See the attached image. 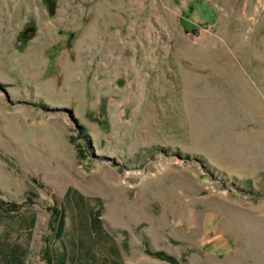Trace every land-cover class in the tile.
Segmentation results:
<instances>
[{
	"label": "rangeland",
	"instance_id": "obj_1",
	"mask_svg": "<svg viewBox=\"0 0 264 264\" xmlns=\"http://www.w3.org/2000/svg\"><path fill=\"white\" fill-rule=\"evenodd\" d=\"M58 207L119 264H264V0H0V264Z\"/></svg>",
	"mask_w": 264,
	"mask_h": 264
},
{
	"label": "trees",
	"instance_id": "obj_2",
	"mask_svg": "<svg viewBox=\"0 0 264 264\" xmlns=\"http://www.w3.org/2000/svg\"><path fill=\"white\" fill-rule=\"evenodd\" d=\"M10 206L15 207L16 205L12 203ZM53 212L54 239L56 238L62 246L58 245L54 249L49 247L46 250L50 264H119L117 258L109 254V252H117L116 246L113 243L108 244V246L102 244L103 240L105 242L111 238L103 229L104 226H102L98 211L91 212L88 219L83 218L80 224L78 223L74 227L75 229L70 231L71 234L67 241L62 238L63 233H65L64 212L59 207ZM31 220L33 222L34 218L31 217ZM96 249H99L101 253L98 254ZM149 251L157 257H164L170 262L176 263L174 257L166 255L163 251ZM9 261H13V264H21L17 249L10 250Z\"/></svg>",
	"mask_w": 264,
	"mask_h": 264
}]
</instances>
